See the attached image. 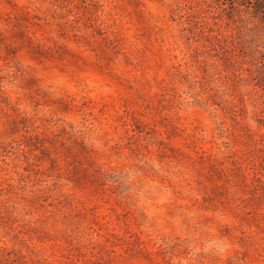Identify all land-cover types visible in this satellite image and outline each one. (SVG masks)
I'll return each mask as SVG.
<instances>
[{"label": "rangeland", "instance_id": "rangeland-1", "mask_svg": "<svg viewBox=\"0 0 264 264\" xmlns=\"http://www.w3.org/2000/svg\"><path fill=\"white\" fill-rule=\"evenodd\" d=\"M235 2L0 0V264H264V8Z\"/></svg>", "mask_w": 264, "mask_h": 264}, {"label": "trees", "instance_id": "trees-1", "mask_svg": "<svg viewBox=\"0 0 264 264\" xmlns=\"http://www.w3.org/2000/svg\"><path fill=\"white\" fill-rule=\"evenodd\" d=\"M239 1H243L245 3H248V4H252V5H255V9H261V8H264V0H251V1H247V0H239ZM230 2H235V0H230ZM236 3V2H235Z\"/></svg>", "mask_w": 264, "mask_h": 264}]
</instances>
